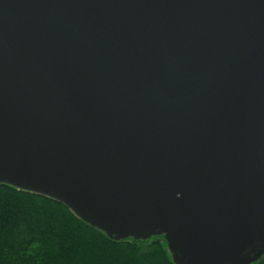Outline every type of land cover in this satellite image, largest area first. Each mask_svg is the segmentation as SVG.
<instances>
[{"label": "water", "instance_id": "95a60500", "mask_svg": "<svg viewBox=\"0 0 264 264\" xmlns=\"http://www.w3.org/2000/svg\"><path fill=\"white\" fill-rule=\"evenodd\" d=\"M174 264L264 259V0H0V186Z\"/></svg>", "mask_w": 264, "mask_h": 264}, {"label": "trees", "instance_id": "16d2710c", "mask_svg": "<svg viewBox=\"0 0 264 264\" xmlns=\"http://www.w3.org/2000/svg\"><path fill=\"white\" fill-rule=\"evenodd\" d=\"M0 264L174 263L163 238L113 241L64 205L2 185Z\"/></svg>", "mask_w": 264, "mask_h": 264}, {"label": "rangeland", "instance_id": "374dc122", "mask_svg": "<svg viewBox=\"0 0 264 264\" xmlns=\"http://www.w3.org/2000/svg\"><path fill=\"white\" fill-rule=\"evenodd\" d=\"M45 223H50L49 220L45 219Z\"/></svg>", "mask_w": 264, "mask_h": 264}]
</instances>
